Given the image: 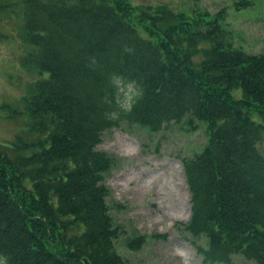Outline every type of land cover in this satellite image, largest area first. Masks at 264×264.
I'll list each match as a JSON object with an SVG mask.
<instances>
[{
    "label": "trees",
    "instance_id": "16d2710c",
    "mask_svg": "<svg viewBox=\"0 0 264 264\" xmlns=\"http://www.w3.org/2000/svg\"><path fill=\"white\" fill-rule=\"evenodd\" d=\"M13 10L19 65L37 74L20 97L34 135L0 144V264H129L114 250L118 229L105 202L114 160L96 145L119 119L156 131L184 117L208 130L181 160L183 227L206 241L192 240L196 252L203 264L234 255L264 264V52L235 46L219 12L0 0V14ZM118 82L137 88L131 111L118 104Z\"/></svg>",
    "mask_w": 264,
    "mask_h": 264
},
{
    "label": "rangeland",
    "instance_id": "374dc122",
    "mask_svg": "<svg viewBox=\"0 0 264 264\" xmlns=\"http://www.w3.org/2000/svg\"><path fill=\"white\" fill-rule=\"evenodd\" d=\"M134 4H164L173 11L193 14L219 12L232 33L235 46L251 53L264 52V0H130ZM0 32V144H12L16 135L29 140L27 113L20 97L36 73L24 72L18 62L22 51L15 26L16 10L1 13ZM195 59L198 55L194 56ZM131 90V91H130ZM132 98L137 88L118 82L117 100ZM237 96L238 89L232 90ZM208 136L206 124L186 117L156 131L119 119L101 132L97 149L113 158L104 172L105 202L118 229L114 250L129 264H203L196 245L205 247L203 236L192 237L184 224L189 217V193L181 160L198 152ZM264 154V139L257 144ZM140 237L137 249L127 246ZM179 253V255H178ZM230 264H255L239 255Z\"/></svg>",
    "mask_w": 264,
    "mask_h": 264
},
{
    "label": "clouds",
    "instance_id": "9594fccd",
    "mask_svg": "<svg viewBox=\"0 0 264 264\" xmlns=\"http://www.w3.org/2000/svg\"><path fill=\"white\" fill-rule=\"evenodd\" d=\"M137 95H139V93H137ZM118 103H119V101H118ZM120 107H122L125 111H131L132 96L128 92L125 93V99L122 103H120Z\"/></svg>",
    "mask_w": 264,
    "mask_h": 264
},
{
    "label": "bare ground",
    "instance_id": "6f19581e",
    "mask_svg": "<svg viewBox=\"0 0 264 264\" xmlns=\"http://www.w3.org/2000/svg\"><path fill=\"white\" fill-rule=\"evenodd\" d=\"M178 255H179V253H178Z\"/></svg>",
    "mask_w": 264,
    "mask_h": 264
}]
</instances>
